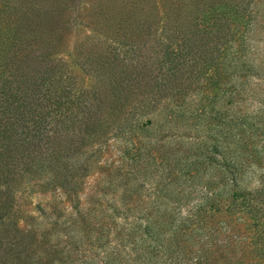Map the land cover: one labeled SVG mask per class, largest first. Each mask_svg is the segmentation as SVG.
Segmentation results:
<instances>
[{
	"label": "trees",
	"instance_id": "16d2710c",
	"mask_svg": "<svg viewBox=\"0 0 264 264\" xmlns=\"http://www.w3.org/2000/svg\"><path fill=\"white\" fill-rule=\"evenodd\" d=\"M71 1L20 0L8 5L12 12L0 22V264H132V259L153 264L142 248L129 259L132 248L120 246L128 233L113 243L106 238L113 216L133 215L138 186L151 184L148 161L151 166L165 161L156 183L172 179L169 159L144 137L146 128L164 122L166 105L182 102L198 77L187 64L188 52L209 60L216 38L206 35L200 19L183 20V0H81L84 35L66 50L62 43L71 24L65 11ZM229 1L233 7L252 2ZM190 2L191 17L206 0ZM204 63L200 74L208 78ZM109 139L123 146L114 158ZM94 159L101 161L98 174L106 171L86 192L95 207L75 209L74 217L60 220L62 212L53 208L57 215L47 227L16 225L33 190L79 198ZM258 160L249 155L227 171L220 180L230 184L225 198L208 197L206 214L200 215L198 206L183 216L147 211L145 225L155 230L154 258L165 256L162 264H264V163L256 189L245 193L237 187L245 168ZM107 194L111 213L105 216L97 205ZM174 202L180 209L182 199ZM220 223L214 230L212 224Z\"/></svg>",
	"mask_w": 264,
	"mask_h": 264
},
{
	"label": "rangeland",
	"instance_id": "374dc122",
	"mask_svg": "<svg viewBox=\"0 0 264 264\" xmlns=\"http://www.w3.org/2000/svg\"><path fill=\"white\" fill-rule=\"evenodd\" d=\"M170 1L172 2L167 0ZM216 1L206 0L205 3H200L201 5L196 8L197 12L191 17L188 15L190 0L182 2L183 20L200 19V23L205 26L206 35L215 37L216 42L208 49L211 56L209 60L204 58L203 61L198 60L196 58L198 51L188 52L190 55L186 56L187 64L190 65V70H197L198 77L186 88L182 102L166 105L167 117L164 122L146 128L144 137L152 138L157 148L169 159L168 166L173 177L170 181L162 180L165 185L156 183L155 173H160L165 161L152 166L148 161V167L154 170L148 175L151 184L138 186L139 199L132 204L133 215L129 214L125 219H122L123 215L119 213L113 216L114 229L108 234L107 242L113 243L116 238L128 233L129 240L120 238V243H124L120 246L124 250L132 248L128 253L129 259L138 253L136 249L141 248L146 251V257L151 259L153 264H162L166 259L161 255L157 258L153 256L156 250L153 241L155 230L145 225L144 215L147 211L157 216L163 211L183 216L186 212L195 213L199 209L195 207L198 206L201 208L200 215H203L202 213L208 212L205 206L208 197L225 198V189L230 184L220 180L230 168L240 160L247 159L249 155L258 157L257 162L260 164L250 162L238 180L237 187L246 193L259 185L258 177L262 170L258 166L264 163V0H251L249 5L237 4L235 7L229 0H221L218 3ZM210 2L212 4H208ZM16 4L19 5L20 0H0V6L4 5L3 11H0V22L8 18L12 12L8 5ZM80 5L81 0H72L65 11L71 24L62 43L66 50L71 48L74 40H79L84 35L79 23ZM207 5L212 6L203 10ZM162 32V29L157 30L156 38L159 39ZM102 46L104 48L106 45L102 43ZM204 61L208 63L206 70L210 72L208 78L200 74L206 68ZM164 125L165 128H162ZM173 125L179 128L169 129ZM112 140L108 141L112 142L108 149L109 155L114 158L123 146ZM240 148L243 153L240 152ZM100 162L94 159L89 163V170L81 184L82 193L76 200H67L61 195L53 196L49 191L42 193L31 191L24 199V211L16 225L28 229L36 222L39 227H47V221L57 215V208L62 212L57 218L60 220L74 217L75 209L95 207L90 203L92 200L89 202L90 199L86 198L91 193L86 192L97 178L106 173L105 171L98 174ZM203 183H208V187L203 188L201 186ZM175 197L182 199L180 209L174 202ZM108 198L107 194L98 199L97 207L103 210L105 216L111 213L109 206H105L110 205ZM49 211L54 212L48 215ZM235 221L239 222L237 219ZM176 222L177 218L169 228L174 227ZM223 225L212 224V227L218 230V227L222 228ZM201 229L202 225H196L198 233L199 231L202 233ZM161 237V244L164 245L165 236ZM213 257L216 261L221 260L217 254ZM92 261L94 263L99 259ZM130 262L135 264L139 261L132 259Z\"/></svg>",
	"mask_w": 264,
	"mask_h": 264
}]
</instances>
